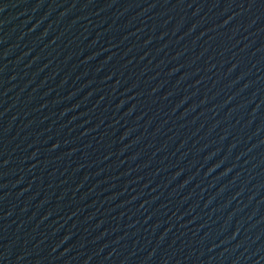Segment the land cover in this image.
<instances>
[{"label":"water","instance_id":"1","mask_svg":"<svg viewBox=\"0 0 264 264\" xmlns=\"http://www.w3.org/2000/svg\"><path fill=\"white\" fill-rule=\"evenodd\" d=\"M0 264H264V0H0Z\"/></svg>","mask_w":264,"mask_h":264}]
</instances>
